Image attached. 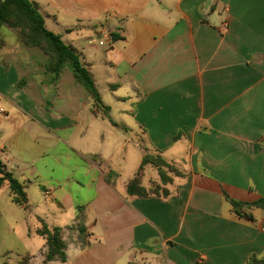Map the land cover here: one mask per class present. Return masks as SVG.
<instances>
[{"label": "crops", "instance_id": "1", "mask_svg": "<svg viewBox=\"0 0 264 264\" xmlns=\"http://www.w3.org/2000/svg\"><path fill=\"white\" fill-rule=\"evenodd\" d=\"M33 1L47 28L75 49L97 88L95 71L104 74L129 120L98 133L106 145L100 155L76 146V120L43 109L25 91L24 73L34 75L37 57L7 51L5 42L0 134L13 125L14 135L26 136L28 127L32 140L41 143L34 157L49 155L62 142L67 161L76 156L85 164L65 163L61 178L42 187L47 208H57L53 215L71 212L65 224L39 218L63 230L66 262H45V242L37 254L28 250V264H247L253 256L264 258V209H243L253 217L247 219L225 198L253 203L264 197V0ZM30 82L37 88L45 81ZM48 82L60 88V77ZM107 107V115L95 108L92 113L111 121ZM125 135H138L141 142ZM179 144L182 155L174 150ZM138 147L186 166L185 177L168 186V199L127 195L136 173L131 166L125 176L111 157ZM7 151L1 140L0 152L6 157ZM66 184L76 185L81 195L86 188L92 193L75 203Z\"/></svg>", "mask_w": 264, "mask_h": 264}, {"label": "rangeland", "instance_id": "2", "mask_svg": "<svg viewBox=\"0 0 264 264\" xmlns=\"http://www.w3.org/2000/svg\"><path fill=\"white\" fill-rule=\"evenodd\" d=\"M36 1L46 6L50 2V0ZM0 38L7 43V51L18 49L28 56L34 55L37 57L35 63L38 68L34 75L24 73L28 81V87L24 90L41 102L43 109L54 111L56 114L64 115L70 119L74 118L77 126L71 129L74 131L73 144L82 148L85 146L86 149L91 148L96 154L100 155L103 147L106 148V145H102L98 133L102 132L105 127L111 128V126L121 125L122 120H129V118L122 116L121 104L114 101L112 91L105 86L104 74L95 71L102 102L105 106H109L112 109V112H109L111 121L105 119L101 114L92 113L94 109L93 101L91 102V106L83 105L86 99L91 98L84 88L76 82L69 69H65L62 72L60 75V88L55 89L53 84L48 82L52 79V75L47 73V69H45V66L49 64V58L38 48L25 47L21 42L17 30L4 26L0 31ZM35 78H42L45 81L44 85L37 88L32 87L33 83L30 82V79ZM19 88H22V85ZM78 115H80V120L77 117ZM83 120L85 123H82ZM113 121L114 124L112 123ZM12 126L9 125L1 130L0 145L1 140H5L8 151L6 157L5 154L0 152V160L8 166L7 170L13 173L14 177L26 187L25 192L28 197V205L27 207H22L12 201V195L7 183L0 188V264H20L21 260L28 255V250H31L29 252H33L32 254H37L41 250L42 245L45 244V240L43 237L34 234L40 228V217L47 216V219L46 217L44 219L48 220L50 224H54L56 220L57 222H61V224H65L70 218L71 212L60 213L59 218L53 215V212L57 211V208L52 209L53 212L47 208L49 204L43 196L42 187H49L53 181L61 178L63 173L62 167L65 163L70 168L85 166L84 162H82L83 160L76 156L71 161H67L66 146L62 142L58 143L49 155L34 157L41 143L38 144V141L32 140V132H30L28 127L25 129L26 136H16L14 135L15 129ZM116 131L119 132V130ZM125 137H129V135H125ZM129 138L134 143L141 142L138 135H130ZM140 138H142V135ZM20 145L27 146V150L20 151ZM180 147L181 144L177 145L174 150L182 155L184 151L183 148L180 150ZM144 148L147 149L149 147L144 145ZM125 153L124 149H120L116 155L111 157L113 166H117V168L119 166L124 167L125 176L127 175L126 169L132 166V172L137 174L143 161L144 150L138 147L134 148L133 154L127 152V155H125ZM147 153L152 154V151L149 150ZM123 157H125V161H123ZM175 164L181 171L186 169V166L181 161ZM31 166H35L37 169L36 177L29 174L32 169ZM78 178L82 179L80 175ZM28 179L31 183L28 182ZM155 180H159L157 169L151 165H147L144 169L143 186L146 187L150 182ZM65 190L75 203L83 202L85 197L92 193L89 188H86L83 190V195H81L78 192V187L71 184H66ZM79 204L83 205V203ZM30 230L33 231L31 238L28 237Z\"/></svg>", "mask_w": 264, "mask_h": 264}, {"label": "trees", "instance_id": "3", "mask_svg": "<svg viewBox=\"0 0 264 264\" xmlns=\"http://www.w3.org/2000/svg\"><path fill=\"white\" fill-rule=\"evenodd\" d=\"M7 26L17 30L22 44L27 48H38L48 58L47 73L52 75V81L56 82L65 69H69L76 82L84 88L93 101V108L108 114V107L102 102L100 92L95 84L92 74L81 61L75 49L67 45L62 36L49 30L46 26L44 15L40 12L38 5L33 0H0V31ZM5 47V41L0 38V50ZM177 139L179 136L176 137ZM147 165L155 167L158 171L159 180L152 181L149 187L143 186L144 169ZM113 175L107 177L112 181ZM185 174L174 164L169 163L160 155L145 154L141 166L135 175L126 185V192L129 197L147 199L156 197L166 200L170 197L171 191L168 186L174 178H183ZM7 183L12 195V201L22 207H27L28 197L25 186L20 183L6 168L0 160V188ZM225 198L231 203L236 214L240 217L252 219L251 214H243V209H264V197L253 203H242ZM40 228L36 231L38 236L45 239L47 254L45 262L67 260V245L63 238V230L59 227L51 228L47 223L39 219ZM30 257H24L20 264H28ZM247 264H264V258L251 257Z\"/></svg>", "mask_w": 264, "mask_h": 264}, {"label": "built area", "instance_id": "4", "mask_svg": "<svg viewBox=\"0 0 264 264\" xmlns=\"http://www.w3.org/2000/svg\"><path fill=\"white\" fill-rule=\"evenodd\" d=\"M228 29H229L228 25H227V24H224V25H223V31H224V32H227ZM1 111H3V110L1 109ZM47 195H49V193H47Z\"/></svg>", "mask_w": 264, "mask_h": 264}]
</instances>
